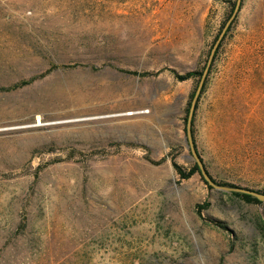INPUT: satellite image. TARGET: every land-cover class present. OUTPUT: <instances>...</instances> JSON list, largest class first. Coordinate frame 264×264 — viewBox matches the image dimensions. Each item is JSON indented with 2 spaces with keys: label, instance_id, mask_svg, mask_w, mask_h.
<instances>
[{
  "label": "rangeland",
  "instance_id": "1",
  "mask_svg": "<svg viewBox=\"0 0 264 264\" xmlns=\"http://www.w3.org/2000/svg\"><path fill=\"white\" fill-rule=\"evenodd\" d=\"M231 1L0 0V264H264V199L172 164L199 79L169 69L204 68ZM229 25L193 136L216 181L264 192V0Z\"/></svg>",
  "mask_w": 264,
  "mask_h": 264
},
{
  "label": "trees",
  "instance_id": "2",
  "mask_svg": "<svg viewBox=\"0 0 264 264\" xmlns=\"http://www.w3.org/2000/svg\"><path fill=\"white\" fill-rule=\"evenodd\" d=\"M234 4H235V0H232L230 2V5H229V12L227 14V17L230 15V13L232 12L233 10V7H234ZM230 27V25H228L227 29L228 30ZM214 56V55H213ZM213 60V59H212ZM203 69V68H202ZM202 69H196V68H193V69H188V70H185L183 72H178L176 71L175 69L173 68H170L169 70L178 78V79H186V78H196V79H199L200 76H201V73H202ZM126 72H129V73H133V74H139V75H148V74H155L157 72H159L160 70H155V71H151V70H136V69H124ZM46 71H43L41 73H38V74H34L32 76H29L27 78H20L16 81H14L13 83H11L10 85H7V86H3L4 89H14V88H17V87H20V86H23L29 82H31L32 80H34L35 78L39 77V76H42L45 74ZM204 85H205V79L203 81V84L201 86V90L200 92L203 90L204 88ZM193 92L192 91L190 93V99L193 95ZM200 95V94H199ZM198 95V97H199ZM198 97H197V100H198ZM190 99L188 100L187 102V107H186V110H185V116H184V120H186V116H187V112H188V107H189V103H190ZM196 105H197V101L195 103V106H194V110L196 108ZM193 120H194V111H193V116H192V122H191V133H192V137H193V142H194V145H195V148L197 150V147H196V142L194 140V136H193ZM198 152V150H197ZM199 154V152H198ZM147 158L151 161V162H154V163H158L160 161H162L164 159V157H160L159 159H152L150 157H148V155H146ZM200 158L202 159L201 155L199 154ZM203 163H204V160L202 159ZM172 164H173V167L175 168L176 172L178 173L179 177L180 178H187L189 177L190 175H192L195 171L198 172L200 174V177L202 178V180L209 186L211 187V185L203 178V176L201 175L200 171H199V168H198V165L195 161H192V164L190 165L189 168H185L183 167L181 164L177 163L175 160L172 159ZM205 165V163H204ZM206 167V166H205ZM207 169V168H206ZM209 176L214 179L212 177V175L210 174V172L207 170ZM215 180V179H214ZM216 181V180H215ZM219 182V181H217ZM219 183H222V184H226V185H235V184H232V183H229V182H219ZM258 191H261L259 189H256ZM263 192V191H261ZM232 193L236 196H239L241 197L242 199H244L245 201H259V199L250 194V193H245V192H240V191H232ZM207 204V202L205 203H199L197 204V211L200 212V209L202 207H204L205 205ZM204 218H206V220H208L209 222L213 223L214 225L218 226V227H226V225L224 224V222L221 220V219H218L216 217H213V216H205Z\"/></svg>",
  "mask_w": 264,
  "mask_h": 264
},
{
  "label": "water",
  "instance_id": "3",
  "mask_svg": "<svg viewBox=\"0 0 264 264\" xmlns=\"http://www.w3.org/2000/svg\"><path fill=\"white\" fill-rule=\"evenodd\" d=\"M240 1L241 0H235V4H234V7H233V10L230 13V15L228 16L227 20L225 21L220 33L218 34L216 40L214 41V43H213V45L211 47V50H210V53L208 55L206 64H205V66H204V68L202 70L201 76H200V78L198 80V83H197L195 89H194V92H193V95L191 97L190 104H189V107H188V113H187V116H186V123H185L186 139H187V143H188V146H189V149H190V152H191V157H192L193 161H195L197 163L201 175L203 176V178L211 186H213L215 188H218V189H222V190L240 191V192L250 193V194L256 196L258 199H264V192H261V191H258L256 189H252V188H249V187H243V186H238V185H226V184L219 183V182L215 181L214 179H212L209 176V174L207 172V169H206L202 159L200 158V156H199V154H198V152H197V150L195 148V145H194V142H193L192 133H191V122H192L194 106H195L197 97H198V95L200 93L201 86L203 84L206 72L208 70V66H209L210 61L212 59V55L214 53L215 47L217 46L220 38L222 37L225 29L227 28L229 23L232 21V19L234 18L237 10L239 9Z\"/></svg>",
  "mask_w": 264,
  "mask_h": 264
}]
</instances>
